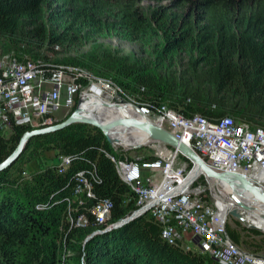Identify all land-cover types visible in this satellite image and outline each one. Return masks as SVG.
<instances>
[{"label":"trees","instance_id":"1","mask_svg":"<svg viewBox=\"0 0 264 264\" xmlns=\"http://www.w3.org/2000/svg\"><path fill=\"white\" fill-rule=\"evenodd\" d=\"M113 38L136 43L142 55L132 58L98 44ZM89 44L93 48L81 52ZM60 53L69 56L61 59ZM5 56L42 59L50 68H88L153 110L167 105L185 116H232L264 128V0H0V59ZM31 129L13 124L7 137L0 136V162ZM51 151L72 157L65 171L49 166L28 176V164ZM108 154L123 155L87 123L30 140L0 172V264H219L193 247L168 243L151 212L106 227L89 211L95 199L85 197L73 215L84 212L89 223L72 226L68 198L76 199L79 172L90 179L95 174L98 198L112 199L109 223L137 209L135 192ZM96 230L104 231L86 242ZM227 230L243 249L264 254L263 231L230 223Z\"/></svg>","mask_w":264,"mask_h":264},{"label":"built area","instance_id":"2","mask_svg":"<svg viewBox=\"0 0 264 264\" xmlns=\"http://www.w3.org/2000/svg\"><path fill=\"white\" fill-rule=\"evenodd\" d=\"M52 65L42 59L29 62L9 56L0 59V136L9 135L13 124L33 128L51 125L58 110L66 108L73 112L80 96L90 93L108 102L140 110L148 108L147 115L140 111L143 116L191 146L214 170L244 174L264 188V128L239 123L232 116L221 119L201 114L185 116L166 105L153 110L109 78L60 64L50 68ZM149 146L154 158L148 160L130 155L131 149L125 147L121 150L115 147L123 153L119 157L108 154L120 178L136 194L138 207L132 214L151 212L163 225L162 236L168 243L191 249L195 241L197 250L209 254L219 264H264V254L248 253L228 236L229 215L217 198L226 185L210 179L188 158L191 165L182 159L177 148L162 142ZM71 160L70 155L54 156L51 166L64 172ZM95 178V174L90 179L84 172L77 176L76 199L68 198L72 226L89 223L86 213L73 215L78 206L86 205L85 197L95 199L89 211L98 225L116 226L109 223L114 203L108 197L98 198Z\"/></svg>","mask_w":264,"mask_h":264},{"label":"water","instance_id":"3","mask_svg":"<svg viewBox=\"0 0 264 264\" xmlns=\"http://www.w3.org/2000/svg\"><path fill=\"white\" fill-rule=\"evenodd\" d=\"M96 104L98 108L107 107L114 111L124 110L127 106L126 104L123 105L121 103L108 102L103 100L102 98L98 99ZM86 105L87 104H84L83 106L82 104L77 105L73 113L67 119L63 120L60 123L51 124L45 127L35 128L26 131L21 136L18 144L16 145L15 149L11 152V154L2 162H0V172L11 166L21 156V154L25 151L28 143L33 137L61 130L74 123H87L100 128L107 136V139L111 144L118 143L116 139L114 140L110 135L111 131L114 128L136 127L140 130L148 132L152 137L151 142H162L174 148H177L183 156H185L194 164H196L199 169L203 170L205 174L210 177V179L225 184L226 188H230L232 190L230 193V197L236 202V204L239 206V209L245 211L253 210V208L246 204L241 198L244 193H250L254 198L259 201V203L264 205V188L262 186L255 184L250 178H248L244 174L231 171L218 172L214 170L212 167L206 164L203 158L191 146L184 142H181L171 132L155 124L153 121L147 118L143 120L141 118L130 115L129 113H125V111H123V114L115 113L114 118L106 123L101 122V119L96 116H89L84 118L79 117L82 111L87 109ZM138 110L144 111L143 108L142 110ZM147 111L148 110H145V112ZM144 145L147 144L135 145L132 147H124L127 149H133ZM230 215L241 221L247 227L259 229L258 227L252 226L251 224H247L245 218L238 209L231 210ZM136 216H138V214L135 213L131 217H128L126 221L121 220V222L117 223V225H121L122 223H125ZM103 231L104 230H96L92 232L90 235H88L85 241H89L92 237H94L95 234L102 233Z\"/></svg>","mask_w":264,"mask_h":264},{"label":"bare ground","instance_id":"4","mask_svg":"<svg viewBox=\"0 0 264 264\" xmlns=\"http://www.w3.org/2000/svg\"><path fill=\"white\" fill-rule=\"evenodd\" d=\"M62 66L80 68V69H83L92 75L98 76L96 73H94L93 71H91L90 69L85 68V67L75 66V65H62ZM96 87H98V86H96ZM98 99H100V97H93L92 94H90V93L82 94L79 98L78 105L82 104V106H83L84 104H87L86 105L87 109L82 111V113L79 115V117L84 118V117H89V116H96V117L101 119L100 120L101 122L106 123V122L111 121L114 118L115 113L123 114V111H125V113H129L130 115H133L135 117L141 118L143 120L146 119V117L143 116L142 113L137 108H135L134 106L128 105V106H126V108L124 110H117V111H114V110L107 108V107L98 108V106L96 104ZM221 118H218V119H221ZM110 135L114 140L116 139V141L118 142L117 144L125 146V147H132L135 145L151 144L152 143L151 142L152 141L151 135L148 132L140 130L136 127H129V128L116 127L111 131ZM221 191L223 194H218L217 198H218L219 202L221 203L222 209L224 210L226 215L227 214L229 215L228 223H229L230 219H232L230 212H231V210H234V209L240 210V213L245 218V221L247 224H251L252 226H255L252 224L250 217H258L259 219H261V222L264 223V217H263L264 205L259 203V201L256 198H254L250 193H244L243 196L241 197L246 204H248L250 207L253 208L252 211H245V210L239 209V206L230 197V193L232 191L230 188L224 187L221 189ZM132 215L133 214H131L129 217H131ZM138 215H141V214H138ZM236 220H238V219H236ZM115 224L117 226V223H115ZM255 227H257V226H255ZM259 229H261V228H259ZM260 231H264V230L261 229ZM227 233H228V230H227ZM228 236H229V234H228ZM232 241L234 242L233 239H232ZM236 245H238V244H236ZM240 248L242 250L248 252V253H252V252H249V251L243 249L242 247H240ZM252 254L257 255L256 253H252Z\"/></svg>","mask_w":264,"mask_h":264},{"label":"rangeland","instance_id":"5","mask_svg":"<svg viewBox=\"0 0 264 264\" xmlns=\"http://www.w3.org/2000/svg\"><path fill=\"white\" fill-rule=\"evenodd\" d=\"M146 4H148V2H146ZM98 44H100V46L102 48H107V49H112V50L119 49L121 52H123V54L128 55V56H131L132 58H135V57H138V56H141L142 55V51H141V48H140L139 45H137L136 43H133V42L123 41V40H120L118 38L101 39V40H99ZM92 48H93V45L89 44V45L83 47L81 49V52L90 51ZM72 53L74 54V52H72ZM66 56H69V54L60 53L58 57L61 58V59H63ZM109 79L113 80L112 78H109ZM115 83L117 85H119L117 82H115ZM134 98L136 100H138L137 97H134ZM145 110H148L149 111L148 108H144V111L143 112H145ZM147 112H145L146 115L148 114ZM72 113L73 112H68V109L62 108V109L58 110L55 113V116L56 117H55V119H54L53 122H55V121H57L59 119L60 120L61 119L62 120L63 119H67L66 118L67 115L70 116ZM237 122L240 123V121H237ZM52 124H54V123H52ZM7 133H9V131ZM4 136L7 137L8 135L7 134L6 135L4 134ZM115 147L118 148L119 150H121V149L124 148V146H122V145H120L118 147H117V145H115ZM128 153H130V155H133V156H137V155L147 156V155H150V154L153 155V148L151 146H149V144H147V145H144V146H140V147H137V148H133ZM54 156L55 155L53 154L52 151L42 154V156L40 158H38V159H36V160H34V161H32V162H30L28 164L26 174L29 176L32 172H35V171L40 170L42 168H46V167L51 166V164H52V162L54 160ZM234 220H236V219L232 216V219H230V221H229V223L231 224V226H233L234 228L240 230V228L243 227V226L244 227H247L243 223H241L242 226H237ZM250 220L252 221V224L253 225H255V226H257V227H259V228H261V229L264 230V223L261 222V219H259L258 217H250ZM194 244H195V241H194ZM194 244H192V247H193L192 249L193 250H196L198 247H196Z\"/></svg>","mask_w":264,"mask_h":264}]
</instances>
